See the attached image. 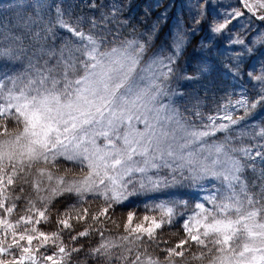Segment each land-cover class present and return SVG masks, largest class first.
<instances>
[{
  "label": "snow or ice",
  "instance_id": "snow-or-ice-1",
  "mask_svg": "<svg viewBox=\"0 0 264 264\" xmlns=\"http://www.w3.org/2000/svg\"><path fill=\"white\" fill-rule=\"evenodd\" d=\"M243 4L264 21V0H243ZM244 14L235 10L230 15ZM54 20L55 26L70 34V40L58 50L42 46L37 52L48 59L33 53L23 73L0 74V264H66L73 252L84 251V245L73 246L69 252L63 241L65 231L73 245L80 238L98 236L86 255L99 264H113L114 259L120 264H191L188 253L193 246L198 251L191 253V261L200 264H264V222H260L264 219V169L258 192L249 189L244 177L247 167L255 170L257 158L264 163V144L242 142L244 136L264 141V127L248 132L242 126L251 109L264 106V73L248 74L259 83L258 100H229L208 115L193 104L182 115L171 99L177 93L169 89L182 36L173 42L174 54L165 56L150 52L148 42L121 39L107 27V15L73 20L58 5ZM23 23L31 27L36 21L28 18ZM229 23L231 19L226 18L210 31L219 34ZM42 32L43 36L35 33L37 41L56 36L52 27L45 26ZM3 38L20 42L17 36ZM230 43L245 42L237 38ZM12 53V44L0 48V55ZM230 70L239 74V64ZM239 109L244 110L243 116L235 114ZM13 122L15 128L9 130ZM234 126H241L235 134ZM217 133H225L223 139L209 142ZM60 159L78 165L81 175L71 179L56 175ZM31 176L36 178L29 181ZM18 180L20 194L13 196ZM202 182L212 188L194 204L180 199L145 204L142 218L135 210L128 211L123 232L114 238L106 235L111 231L108 223L120 228L116 211L127 207L132 198L172 187L203 190ZM28 183L35 198L25 195ZM21 200L25 214L12 220ZM67 200L73 202L63 211L57 208L58 201ZM90 200L103 201V206L92 212L84 206ZM53 214L56 230H41V223H50ZM80 224L86 226L77 231ZM176 224L184 238L175 246L161 247L168 244L162 238L165 228ZM150 247L160 249L163 261L148 254ZM51 248L55 251L49 254ZM116 249L121 250L119 254Z\"/></svg>",
  "mask_w": 264,
  "mask_h": 264
},
{
  "label": "rangeland",
  "instance_id": "rangeland-1",
  "mask_svg": "<svg viewBox=\"0 0 264 264\" xmlns=\"http://www.w3.org/2000/svg\"><path fill=\"white\" fill-rule=\"evenodd\" d=\"M248 2L253 3L254 0H248ZM90 4H95L96 7L91 8L89 7ZM58 5L64 8L73 20L85 17L99 19L101 16L107 15L109 17L107 27L114 34H119L121 39L136 38L142 42H148L150 52H162L165 56L174 54L173 42L178 36H182L183 45L181 53L177 57L176 74L169 83V89L177 93L171 97L174 101V107L182 115H187L184 109L191 108L193 104H198L202 112L205 111L206 107L209 110L213 109L209 105L218 104L221 98L224 97L220 96L222 91L224 94L226 93L230 96V100L233 103L242 97L248 100L250 92L257 95L261 91L259 83L251 80L248 74L261 75L264 73V21L257 19L249 13L244 8L243 0H239V2L237 0H0V19L3 26H6L14 23L16 18L17 21L20 20L18 25L21 26L25 19L32 18L35 15L36 20L34 18V21L36 23L34 25L32 40L35 43L36 51L42 46L44 49L54 46L58 50L62 43L70 40L69 33L55 26V8ZM235 10H241L245 14L239 18H232L230 14ZM113 16L115 17L114 19H112ZM226 18L231 19V23L221 33L214 34L210 31L212 26L224 23ZM197 19L201 21L200 24L195 23ZM49 20L52 21V24H48ZM1 21L0 27H2ZM45 26L52 27L56 36H49L47 40L41 39L37 41L35 33L41 32L43 36L42 29ZM85 28H87V25H85ZM3 32L7 35H13L16 29L9 26L3 28ZM18 36L20 39L23 38L22 30H18ZM237 38L244 40V45L230 43V40ZM191 41L193 42L190 50L186 52L185 49ZM246 48H251L252 51L248 52ZM41 55L45 54L41 53ZM40 62L43 63L42 60ZM52 62L54 64L55 60ZM234 64H239V74H234V71L230 70ZM25 69L23 67H16L11 71L2 70L0 74L7 72L9 75H17L23 73ZM185 75H195L197 78L186 80L184 79ZM186 86L191 88L188 91H184L183 88ZM263 119L264 115L260 118L259 122ZM138 127L142 126L138 125ZM98 143H102V140L98 141ZM63 161L64 163H69L65 160ZM61 165L65 164L58 162V171L54 170L56 175H63L69 179L81 175V172L78 170L65 172V168ZM249 169L252 173L251 176L253 178L251 180H253V183L255 185L260 184L262 181L258 178L261 170L264 169V163L257 158L254 165L255 170L252 167H249ZM34 178L36 177H29V181ZM25 186L28 187L25 195L32 194L33 198H35L31 183L25 184ZM255 191L258 192L259 188ZM208 192L209 189L201 190L197 188L187 194L184 186L172 187L158 193H147L140 197H134L129 202L150 205L162 200L180 199L191 201L194 204L197 200L205 197ZM68 201L70 200L57 202L58 206L61 205V211H63ZM97 201L90 200V204L86 205V207H90V211L92 212H97L103 206V202L98 201L101 203L98 204ZM18 202L25 203L24 200ZM18 202L17 208L19 207ZM37 207H41V205L37 203ZM180 211L183 212L185 210L181 208ZM23 213L22 211H15L11 219H18L20 214L23 215ZM144 214L136 212L138 218H142ZM16 216L17 218H14ZM126 216L127 212H116L114 218L120 223L117 233L123 232V223L126 220ZM136 222L139 221L137 220ZM260 222H264V219H261ZM73 223L75 224V221ZM39 227L44 231H55V217L53 216L50 223L45 224L42 222ZM83 228L82 224L76 225L77 231L83 230ZM162 238L164 240L172 238V240L178 242L184 236L164 231ZM65 242L73 244L70 238ZM244 242H247L246 236L240 241L241 249ZM36 244L37 242L34 241V249ZM84 244L87 248L94 247L92 242L90 244L86 241ZM168 244H162L161 247H167ZM148 249H152L154 252L153 256L151 255L153 258L158 257L163 261V254L160 252V249L152 247ZM52 251H55V249L51 248L49 254ZM120 251V249L115 250L116 254H119ZM148 254L150 253L148 252ZM17 255H19L18 252ZM10 258L5 257V259ZM195 262L193 264H200L198 261ZM39 264H44V262L40 261ZM113 264H120V261L114 259Z\"/></svg>",
  "mask_w": 264,
  "mask_h": 264
},
{
  "label": "trees",
  "instance_id": "trees-1",
  "mask_svg": "<svg viewBox=\"0 0 264 264\" xmlns=\"http://www.w3.org/2000/svg\"><path fill=\"white\" fill-rule=\"evenodd\" d=\"M192 42L193 41H191L189 44H188V46L186 47V52H189V50H190V47H191V44H192ZM189 88H191V87H189V86H187V87H184L183 89H184V91H188L189 90ZM222 94L220 95V96H224V98L226 97V93L224 94L223 93V91L221 92ZM263 115V113H259V115L257 116H255L254 117V120L253 121H260V118H261V116ZM0 123H2V122H0ZM15 123L13 122V123H10V124H8L9 126H8V128L10 129V128H12V127H14L15 128V125H14ZM252 124H253V122H252ZM255 127V129L253 128V127H251L252 125H248L247 127H244V129L246 130V131H248V132H252V131H259L262 127H264L262 124H259V125H256V124H253ZM233 134H235V132H233ZM224 135H225V133H219V134H217V136L215 137V140H222L223 139V137H224ZM247 139H248V136H244L243 138H242V142L243 143H246L247 142ZM237 143H239V141H237ZM261 144H264V141H262V140H260L259 141V144H258V147L261 145ZM61 166H63L64 168H70L72 171H76V170H78V171H80V168H79V166H74V165H61ZM20 184H21V182L18 180L17 182H16V185L14 186L15 187V191L12 193V195L13 196H15V195H19L20 193H19V187H20ZM25 188V191L27 192L28 191V187L27 186H25L24 187ZM71 201V200H70ZM68 201V203H72L73 201ZM98 201H100V200H98ZM97 201V202H98ZM100 202H103V201H100ZM100 202H98V204H101ZM18 205H19V207L17 208V211L18 212H20V211H22V212H24L23 211V209H24V205H25V203L24 202H18ZM86 205H88V204H86ZM86 205H84L85 207H86ZM57 208H59L60 210H62V208H60V206H58V203H57ZM133 210H135L137 213H144V208H141V207H137V206H135L133 203H130V204H128V206L127 207H125V208H122V209H117V211L116 212H118V213H125V212H128V211H133ZM23 214H25V213H23ZM21 215V214H20ZM53 216L55 217V215L53 214ZM14 218H17V216L16 217H14ZM82 226L83 227H85L86 225H83L82 224ZM108 228L111 230L109 233H107L106 235H110L109 237H114V235L117 233V229L115 230V229H113L114 227H113V225L112 224H110V223H108ZM78 229V228H77ZM79 231V230H78ZM164 231H166V232H172L173 234H179V235H183L184 236V234H183V229H182V227L180 226V224H176L175 226H173V227H171V228H168V227H166L165 228V230ZM65 235L63 236V241H64V244H65V246L68 248V250L69 251H71V249H72V247L73 246H76V247H79L81 244H83L84 245V251H82V252H80V253H75V252H73L72 253V259H71V261L70 262H66V264H99L97 261H94V260H92L91 259V257H89L88 258V256L86 255V253H87V251H88V249H89V247L87 248V247H85V244L84 243H86V241L87 242H89L90 244H91V242H92V244H93V246H95L96 245V243L99 241V237L98 236H96V235H93V236H91V237H87V238H80V240L78 241V242H76L75 243V245H73L72 243L70 244H67L65 241L66 240H68V233L67 232H65L64 233ZM75 234V233H74ZM167 241H169V244H168V246L171 244V242L172 241H174V243H176L175 242V240H172V238H170V239H168ZM179 242V241H178ZM177 242V243H178ZM174 243H172L170 246H175V244ZM167 246V247H168ZM142 250H143V248H142ZM141 250V252H143ZM115 251V250H114ZM198 251V249L195 247V246H193V248L190 250V252L188 253V259L190 260V262H191V264H193V263H196L195 261H191V253H193V252H197ZM148 252L150 253L149 255H152L153 256V251H152V249H148ZM134 254V253H133ZM205 263V262H204Z\"/></svg>",
  "mask_w": 264,
  "mask_h": 264
}]
</instances>
